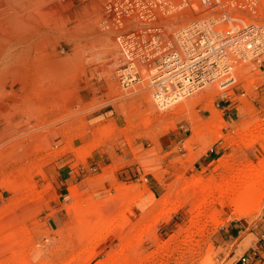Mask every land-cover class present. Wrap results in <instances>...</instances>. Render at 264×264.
I'll list each match as a JSON object with an SVG mask.
<instances>
[{
	"label": "rangeland",
	"instance_id": "obj_1",
	"mask_svg": "<svg viewBox=\"0 0 264 264\" xmlns=\"http://www.w3.org/2000/svg\"><path fill=\"white\" fill-rule=\"evenodd\" d=\"M117 1L40 0L48 20L6 25L0 264H264V188L241 195L264 181V56L237 66L243 81L186 98L203 96L188 111L160 110L146 77L120 75L117 35L144 20L116 28ZM178 4L151 9L164 46L206 18L264 26V0Z\"/></svg>",
	"mask_w": 264,
	"mask_h": 264
},
{
	"label": "built area",
	"instance_id": "obj_2",
	"mask_svg": "<svg viewBox=\"0 0 264 264\" xmlns=\"http://www.w3.org/2000/svg\"><path fill=\"white\" fill-rule=\"evenodd\" d=\"M177 1H179L177 8L181 9L189 5L187 0ZM203 5L206 8L209 7L210 1H204ZM153 7L160 13L175 8L173 0H122L117 1L113 6V12H115L114 22L117 25L122 26L124 24L123 19H126L127 22L136 18L144 20L142 23L139 22V26L118 34L116 38L122 55L123 72L130 70L133 73V78L130 75H121L123 79L129 82H132L131 80L135 81L136 76L139 75L138 70L150 67L152 64H158L161 59L167 56V54H162V51L166 49L163 40L167 36L161 28L149 24L155 18L151 10ZM222 22L228 26L227 29L222 30L217 27ZM208 23L210 28L204 30L203 26ZM171 38H173V35ZM175 43L174 46H180L183 52L187 54L194 50L198 52L208 50L210 44L224 53L227 50L229 54L228 61L238 64L264 56V26H245L242 21H228L224 16L218 21L213 20V18H206L192 21L178 29ZM173 53L175 54V52ZM215 64H212L213 69L220 72ZM222 70L224 74H230L232 67L223 65ZM230 78L229 75L227 81ZM213 81L215 80L211 77L206 82L211 83ZM234 83L235 80L232 78L227 83H222L219 88L225 90ZM241 263L248 264V261L242 258Z\"/></svg>",
	"mask_w": 264,
	"mask_h": 264
},
{
	"label": "bare ground",
	"instance_id": "obj_3",
	"mask_svg": "<svg viewBox=\"0 0 264 264\" xmlns=\"http://www.w3.org/2000/svg\"><path fill=\"white\" fill-rule=\"evenodd\" d=\"M187 1H189L190 9H192L193 11L194 10L197 11L198 8H196V5L205 7L203 3L204 1H207V0H187ZM209 1H210L209 7L220 2V0H209ZM40 6H41L40 0H0V50H2L3 44L7 40L5 39L6 38L5 36L9 33V30H7L6 25L10 24L14 27L16 24H20V23L24 24V21L34 22L38 19H41V20L46 19L47 16H49V12H47V10L45 9H41ZM187 10H188L187 12H190L189 9ZM114 25L116 28H119L121 30L124 29V26H125L124 24L122 26L120 24L117 25V23L115 22H114ZM203 28L204 30H208L210 28V24L208 23L207 25L203 26ZM177 33L178 31L176 32V35L174 34L173 40L171 42V44L173 45L176 44L175 41H176ZM17 42H20V41H17ZM173 45H171L170 47L165 46L166 49L162 51V54H167V56L161 59L158 64H152L150 67H144L141 70H138L139 77L140 79H142V81H144L143 77H146L148 79L149 82L146 81L145 84L143 83L144 84L143 88L147 89V87H149L151 89L152 93L150 91V94L152 95L151 96L153 99L152 102L158 109L160 110L169 109L172 106H175L176 103H178L179 101H183L180 105L177 104L179 107L175 108V112L176 111L180 112L178 110H184L185 112L186 110L188 111L189 108L199 103L203 99V96L198 95L197 97H193L191 99H186V98H188L189 96H192L194 93L198 94V92L203 91L205 87H208L209 90L214 91V88L211 86V84H213L214 82L219 81L218 86H220L222 85V83H227L232 78H234L235 81L238 79H240V81H243L242 76H238L237 75L238 72L236 73L235 71L237 66L240 64H243V62H240L238 64H233L232 62H229L227 58L229 56L227 50H226V53H224L220 49L212 47L209 44L208 50H202L199 52L194 50L187 54L183 52L180 46L172 47ZM173 52H175V54ZM213 63H216L215 65L220 69V72H217L218 70L213 69L212 67ZM223 65H225L226 67L228 66L232 67L230 74H224L222 70ZM120 75H124V76L130 75L131 78H133V73L130 70H126L125 72H122ZM229 75L231 76V78L228 79L227 81V78L229 77ZM211 77L214 78L215 81L211 83H207L206 81L210 79ZM131 81H134V80H131ZM140 88L142 89V87ZM146 92L142 93L141 97L144 99L142 100L147 103L148 110L152 111L153 108L151 106V101L149 99L150 97L147 96L148 92L147 93ZM209 93H211V91L208 92V94ZM168 97H171V98L169 99ZM16 115H13V117L10 116L11 122H15V123H12L14 129L18 128L22 124V121H21L22 119H16ZM21 129H23V127ZM21 129H17V130H21ZM4 135L0 136V140L2 139V137H4ZM249 145L251 144L249 143ZM262 172H264V170L258 168L254 170L253 174L257 176L261 174ZM261 188H264V181L260 180V181L252 182L250 185L246 186L243 189L241 195L243 194L246 195V193H248L249 195L250 190L261 189ZM257 195L253 197L251 196L252 198L249 200V203H248L250 206L255 204L258 201Z\"/></svg>",
	"mask_w": 264,
	"mask_h": 264
},
{
	"label": "crops",
	"instance_id": "obj_4",
	"mask_svg": "<svg viewBox=\"0 0 264 264\" xmlns=\"http://www.w3.org/2000/svg\"><path fill=\"white\" fill-rule=\"evenodd\" d=\"M143 198L139 199L134 205H133V208H132V211H133V214H142L144 213V211L147 209V206L145 208H143L142 210H138L137 208V205L139 204L140 200H142Z\"/></svg>",
	"mask_w": 264,
	"mask_h": 264
}]
</instances>
